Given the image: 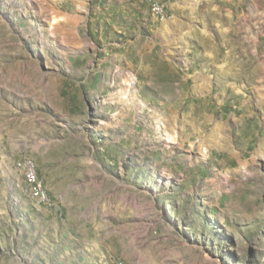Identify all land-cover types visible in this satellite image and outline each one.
I'll return each mask as SVG.
<instances>
[{"label": "rangeland", "instance_id": "obj_1", "mask_svg": "<svg viewBox=\"0 0 264 264\" xmlns=\"http://www.w3.org/2000/svg\"><path fill=\"white\" fill-rule=\"evenodd\" d=\"M0 264H264V0H0Z\"/></svg>", "mask_w": 264, "mask_h": 264}, {"label": "bare ground", "instance_id": "obj_2", "mask_svg": "<svg viewBox=\"0 0 264 264\" xmlns=\"http://www.w3.org/2000/svg\"><path fill=\"white\" fill-rule=\"evenodd\" d=\"M54 20H55V22H57L58 20H62V18H60V17H56V18H54ZM124 84H125V86H126V89L124 90L125 93H130V92L132 91V89H133V84H132V82H131V79H130V78H127L126 81L124 82ZM171 84H173V82H172ZM173 85H174V84H173ZM180 85H181V83H180L178 86H180ZM181 86H182V85H181ZM182 87H184V86H182ZM194 87H195V88H194V92H197V93H198V89H199V88H200V90H201V87H200L199 85H195ZM189 91H191V90H185V89H183V90H179L178 94H181V96H182L183 98H185L184 95L187 94ZM197 93H196V94H197ZM200 94H201V93H200ZM215 94H216V93H215ZM174 97H175V96H172L171 99H173ZM183 98H181V99H183ZM198 98H199V99H196V100H197V101H196V104L193 105V106H194V109H195V111H196V114H198V115H203V117H207V116H209L211 113H213L214 110H211L210 113L208 112L207 114H205V113H204V109H206V107H205V105L203 106V103H202V101H203V97H202V96H199ZM181 102H182V101H181ZM198 107H200V108H198ZM211 115H212V114H211ZM215 115H216V109H215ZM30 176L33 177V178L35 179V181H34V185H35L37 191H40V190L42 189L44 193L48 194L47 191H46V189H45V187L43 186V184H42L39 180H36V172H35V169H34L32 166H31V168H30Z\"/></svg>", "mask_w": 264, "mask_h": 264}, {"label": "built area", "instance_id": "obj_3", "mask_svg": "<svg viewBox=\"0 0 264 264\" xmlns=\"http://www.w3.org/2000/svg\"><path fill=\"white\" fill-rule=\"evenodd\" d=\"M142 1H148L149 3H153V4L156 2V0H142ZM32 164H33L32 162L26 164V169L28 172V181H29V176H30V168H31ZM38 193L41 195V198L43 200L49 199V195L44 193L42 189L40 191H38Z\"/></svg>", "mask_w": 264, "mask_h": 264}]
</instances>
